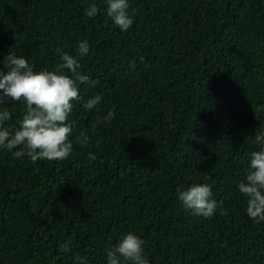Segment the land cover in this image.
<instances>
[{"label":"trees","instance_id":"trees-1","mask_svg":"<svg viewBox=\"0 0 264 264\" xmlns=\"http://www.w3.org/2000/svg\"><path fill=\"white\" fill-rule=\"evenodd\" d=\"M128 3L133 24L121 31L107 0H0V61L12 53L35 72L70 76L60 69L68 53L98 81L78 85L66 160L0 148V264H107L128 233L144 241L148 264H264V221L248 216L239 191L264 135V0ZM4 110L14 129L26 105L6 98ZM109 111L115 118L97 124ZM195 184L210 186L215 215L179 200Z\"/></svg>","mask_w":264,"mask_h":264},{"label":"clouds","instance_id":"clouds-1","mask_svg":"<svg viewBox=\"0 0 264 264\" xmlns=\"http://www.w3.org/2000/svg\"><path fill=\"white\" fill-rule=\"evenodd\" d=\"M128 9V0H107V15L121 31H127L133 24ZM98 11V7L92 4L86 9V15L95 17ZM89 50L87 40L78 43L80 58L88 55ZM61 60L60 69H66L70 76L61 74L59 69L55 72H35L26 58L12 53L0 61L3 64V68H0V103L11 98L26 105L25 114L14 129L4 126L11 119L10 112H0V148L9 152L19 149L13 152L16 158L27 155L36 163L38 160L63 161L72 155L73 145L69 136L73 127L68 118L73 111V101L82 99L78 85L90 83L95 86L98 81L81 74L82 65L78 58L62 53ZM101 101L102 96L96 95L88 99L83 107L91 110ZM114 118L115 112L109 111L103 120L97 119V124L110 123ZM255 141L262 147L251 153L248 171L245 180L239 184V191L247 198L248 216L259 223L264 221V135H257ZM81 142L87 145L89 137L84 135ZM96 158L89 154V161ZM178 194L185 209L205 218L215 215L219 207L212 198L210 186L205 184H195L186 190L178 189ZM143 245L142 239L134 233H128L118 245L107 250V264H148L147 258L143 256ZM61 249L71 252V240L63 243ZM76 260L78 264H87V257H76Z\"/></svg>","mask_w":264,"mask_h":264}]
</instances>
